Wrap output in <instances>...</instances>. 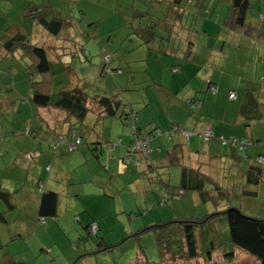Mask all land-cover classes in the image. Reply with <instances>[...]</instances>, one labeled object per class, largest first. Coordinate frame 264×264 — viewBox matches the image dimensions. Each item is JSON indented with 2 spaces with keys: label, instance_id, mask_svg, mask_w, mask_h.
Returning <instances> with one entry per match:
<instances>
[{
  "label": "crops",
  "instance_id": "obj_1",
  "mask_svg": "<svg viewBox=\"0 0 264 264\" xmlns=\"http://www.w3.org/2000/svg\"><path fill=\"white\" fill-rule=\"evenodd\" d=\"M4 1H7L5 2L6 5L10 2L9 9L14 8L13 0ZM29 1L21 0L22 10L19 14L22 19L20 25L11 20L8 12H0L1 30L7 27H15L28 37L27 40L31 44L47 49L53 75L51 89L53 99L60 90L66 88L77 86L84 90L85 84H82V80L77 79L75 84L74 82L66 83V79L62 75L63 71L56 73L58 70L54 71L53 66L58 64L65 55L73 60L78 58V62L85 63L87 61L85 64L95 66L89 55L98 52L103 47V38L99 32L91 31L90 25H94L95 22L92 13L87 14V12L89 9L102 6L105 0H100V2L98 0H82L84 7L76 10L79 15L69 9L56 8L55 6L58 4H54L52 0H41L42 5L48 3L50 13L54 17L66 19L71 17L73 21L80 17L81 19L87 18V15L90 17L86 32H78L75 28L68 29V26H65L57 36H53L35 21L26 17ZM33 1L31 0L30 3ZM108 1L110 5H114L115 12H112L111 15L116 17L118 24L117 26L115 24L108 26L107 33L112 37H114L113 33H117L119 30H123L124 33L118 46L119 51L124 42L137 32L143 36L148 34L153 38L144 41L147 46L153 44V49L150 52L146 51L144 55L147 63H150L146 65V75L150 70V78H148L150 84L143 81L147 85L141 88L142 93L139 94L144 97L134 100V104H141V109L132 110L129 107L131 104L124 101L121 94H116L122 104L118 114L131 113L132 116H135L138 113L141 117V110H143L144 115L141 121L146 124H137L135 121L139 131L142 132L147 129L148 126L146 125L149 124L162 130L179 126L187 132L186 122L191 120L193 129L189 132L190 135L192 134L191 136L198 137L197 141L193 140L192 142L198 145L199 149H189L188 145L191 141L184 136H175L171 140V144L181 140L186 145L185 164L199 168L202 173L210 177L211 171L225 166L221 163L212 162L217 158L226 157L233 160L234 165L231 168L241 167L243 161L247 165L243 167L242 174L244 177L246 176L247 180L249 168L258 164L255 158L264 156L262 149H259V144L264 141V135H262L264 133V14L261 13L264 0H253L254 6H252V0H249L251 13L246 14L244 27H237L233 22L232 0H206L201 10L193 8L191 2L180 3L181 6L177 8L174 0L149 1L144 4L147 6L151 2V6H159V9L162 10L159 18L156 16L147 18L144 13L134 8L126 13L117 9L116 0ZM107 4L109 3L107 2ZM253 9L258 11L256 16L252 13ZM203 16L207 18L205 19ZM145 18L149 21L157 20L159 23L164 20L159 26L163 27L162 24L166 23V27L160 30L156 28L157 26L145 25L143 24ZM131 19L133 20L131 21ZM193 21H196L195 26H193ZM150 23L155 25L151 21ZM112 37L109 38L107 46L114 45ZM83 38L93 40L94 44L90 43L91 45L85 48L82 44ZM60 41L70 42L69 47L62 45ZM94 45L97 49L93 48ZM213 51L223 54V61L220 64L209 57ZM245 51L248 52L243 56ZM112 53L115 55V52ZM252 54L254 57H251ZM27 61L18 52L14 55H4V58L0 59V70L2 71L0 72V96L3 89L6 88L5 93L9 99L6 102L9 101L10 104H7L11 106L10 110L14 111L17 104L20 105V102H25L23 107L26 111L21 121L14 115L8 119H0V188L10 196L9 205L0 201V213L4 217V220L0 221V255L4 248L9 249L14 243L23 240V233H29L32 236L41 227H46V220H58L61 193L66 192L72 204L81 199L84 187L80 189V185L91 183V181L87 182L84 179V174L92 175L91 171H94L95 168L94 164L86 163L90 156L94 161L103 158L104 170L113 173V175H117L122 168L127 167L122 161L135 160L134 156L128 155V146H124L125 143H128V139L124 141L120 135L114 136L112 131L105 127L107 118L120 120L123 125H128L131 122L130 119L112 118L89 111L80 127L76 128V126L72 127L74 123L68 118L66 112L52 108H38L29 104L30 81L22 78L23 75L25 76L24 68L28 64ZM206 65L208 68L219 66L223 72L214 75L210 69L205 68ZM116 68L121 69L120 65ZM4 71L7 75L4 74ZM228 72L242 75L244 78H235ZM33 78L40 80L39 76ZM211 88H216L215 94L209 93ZM229 93H234L236 98L229 100ZM190 101H193L195 106L200 105L197 108L195 106L190 107L188 104ZM232 101L234 102L231 103L230 110L223 108L225 102ZM191 108L198 109L197 116H191L194 114ZM249 120L251 121L249 125L245 124L242 127V124ZM20 123L25 124L24 127L19 128ZM25 128H29L28 134L24 132ZM207 128L210 129L215 139L204 142L201 136ZM219 136L225 139H246L252 142V145L244 151L222 146L216 138ZM61 137L64 141L63 144L60 143ZM77 138L81 139V145L75 151L78 153L68 152L67 144ZM54 144H57L56 150L52 149ZM171 144L166 146L161 143L155 146L169 148ZM88 146L93 147L91 151ZM93 149L94 153L92 152ZM26 153H31L30 159L25 158ZM205 154L210 156L209 164L203 160ZM153 156H151L150 161L144 163L141 171H157L166 165L160 151ZM81 160H84L83 164L90 167L91 171L86 170L84 172L81 170V174H79L77 168L81 167ZM207 167L211 169L208 170ZM133 170L137 169L133 168ZM169 171L170 169L168 170V182ZM132 179V175L129 176V182ZM41 191L44 193L52 192L58 196L56 216L53 218H40L38 215ZM254 193L255 196L248 198H256L257 194ZM72 206L63 212L64 220L68 222L67 225L71 215L80 210V207L75 204L76 207ZM222 210L224 209L222 208ZM179 218H184V216ZM74 220L85 222L84 228L95 224L90 218L84 219L77 216L74 217ZM65 226L66 223L61 221L57 225L59 230ZM97 231H100L99 227ZM233 253L234 256L231 260H227L224 254V260L233 263L235 252ZM5 259L11 264H16L10 251L2 256L0 264L4 263ZM211 259L213 260V257L208 258V260ZM55 261L50 264H54ZM251 261L249 262L252 264L255 262L259 264L255 258Z\"/></svg>",
  "mask_w": 264,
  "mask_h": 264
},
{
  "label": "rangeland",
  "instance_id": "obj_2",
  "mask_svg": "<svg viewBox=\"0 0 264 264\" xmlns=\"http://www.w3.org/2000/svg\"><path fill=\"white\" fill-rule=\"evenodd\" d=\"M13 1L14 8L9 9L10 2L6 5L5 2L7 1L0 0V12H8L11 20L20 25V20L22 19V16L19 14L22 10V6H20L21 0ZM52 1L54 4H58L55 6L56 8L62 7L63 9H69L74 13H76L77 9L84 7L82 0H70V2H68V0ZM98 1L100 2V0ZM149 1L151 0H116V7L126 13L130 12L132 10L131 8H134L135 10L144 13L147 18H154L155 16L156 18H159L158 16L162 10L159 9V6H151V2L145 6L144 4H147ZM30 2L31 0L28 5L42 4L41 0H34L32 3ZM107 2L109 4H107ZM252 6H254L253 0ZM253 10L252 13L256 16L258 11L257 9ZM89 12L92 13L91 15L95 22L94 25H90L91 31L100 33L103 38L102 46L107 49L102 47L98 52H93V54L89 55V58H92L91 60H93L95 66L85 64L87 63L85 60V63L82 61L78 62V58L73 60L65 55L60 59L58 64L53 66V70H58L56 73L63 71L62 75L66 79V83L70 84L71 82H74L75 84L77 79L82 80V84H85L84 90L90 96L99 95L110 97L116 94H121L124 98L123 100L131 104L129 107L132 108V110L135 111L141 109V104H134V100L144 97L139 94L142 93L141 88L147 85L146 83L150 84L148 81V78H150V70L146 75V65L150 63H147L144 55L146 51L150 52V50L153 49V44L147 46V43L144 41L152 40L153 38L148 36V34L143 36V34L137 32L124 42L119 51L118 46L121 43L120 40L124 36L123 30L113 33L114 37L107 33L108 26H111L112 24L117 26L118 24L116 17L111 15L112 12H115L114 5H110V2L105 0L102 6L89 9L87 14ZM261 13L264 14V7L261 10ZM88 18H90L88 15L87 18L81 19L80 17L76 18L74 21L71 18L68 29L75 28L78 32H86L89 24L88 20H90ZM147 18H145L143 24L149 25L150 27L157 26L156 28H159L160 30H163L162 28L166 27V23L162 24L163 27L159 26L164 20L160 23L157 20H150L155 24L152 25ZM203 18L206 19L207 17L203 16ZM132 20L133 19H131V21ZM195 22L196 21H193V26H195ZM156 23H158V25H156ZM110 37H112L114 45L107 46ZM78 38L80 40V37ZM60 43L66 47H69L70 44L68 41H60ZM90 43L94 44V41L91 39L85 40L83 38L82 44H84L85 48L91 45ZM49 47L51 46L49 45ZM93 48L97 49L95 45ZM112 52H115V55H113ZM247 52L248 51H245L243 56ZM103 54H107L108 57L114 58L110 66L116 68L120 65L123 73L105 75L103 73L105 66V60L102 56ZM209 57H212L215 62L219 64L223 61V54L220 52L213 51ZM251 57H254V55L252 54ZM83 59H85V57ZM205 68H208V65H206ZM165 69H167L166 66ZM208 69H210L211 73L213 72L214 75L223 72L222 68L219 66ZM0 72L2 71L0 70ZM5 73L6 72L4 71V74ZM228 73L234 75L235 78H244V76L236 73ZM22 78L30 81V79L24 75ZM143 81H146V83H143ZM6 90L7 89L4 88L0 96V119H8L14 115L21 121L23 114L26 112L23 107L25 105L17 104L14 111L10 110L11 106H8L7 104L9 101L6 102L9 100L5 93ZM233 102L234 101L225 102L223 108L230 110L231 103ZM199 105L197 104L195 108ZM191 109L192 113H194L191 116H197L198 109ZM141 114L142 116L144 115L143 110H141ZM135 116H132L131 122H129L128 125H123L122 122L117 119H106L105 127L109 128L114 136L120 135V138L124 141L128 139V143L124 144V146H128V150L132 143L135 142V139L130 134V126L133 125L132 122L137 121V124H146L141 121L142 116L140 117L138 113H136ZM110 121H112L111 126ZM250 122L251 121L249 120L242 124V127L245 124L249 125ZM186 124L188 139L191 141L188 148L199 149L198 145H195L192 142L193 140L197 141L198 137H193L191 136L192 134L189 135V130L193 129V122L187 120ZM24 125L25 124L20 123L19 128L24 127ZM146 126L148 127L145 131H140L142 137L150 132V129L154 128L152 124ZM168 130L169 129L165 130L166 132L160 136L153 137L150 146H148V149L151 150L150 155L155 156L159 153V148L155 145L158 146L163 143L164 145L169 146L171 144V139H168V135H170ZM241 134L243 135V133ZM262 135H264V133H262ZM201 139L206 142L202 136ZM259 145V149H262V152L264 153V141ZM88 148L91 151L93 147L88 146ZM89 150L87 151L88 153ZM128 150V155L130 157L134 156L135 160L122 161L127 167L122 168L117 175H113V173L104 170L105 162L103 161V158L99 159V161H94L92 156H90L87 161L84 159L86 163H92L95 165L94 171H91L90 167L83 164L84 160H81V167L77 168L79 174H81V170L84 172L90 170L92 172V175L84 174V179L87 182L91 181V183L83 184L82 186L80 185V189L84 187L81 199L77 202L74 201L72 204L67 197L66 192L61 193L59 201L60 214L58 220H46V227H41L38 232L32 236H30L29 233H23L24 239L20 242L14 243L9 249L4 248V251L0 255V259L5 253L10 251L13 254L16 264H50L55 260L56 264H145V261L149 264H160L159 248L157 245V237L159 238L160 234L148 230L143 231L138 236H134L137 232L146 227L157 224V222H169L171 219L175 220L181 216H184V218L202 219L208 214L217 213L219 210L216 209L222 210V208H235L244 216L264 219V174L263 179L258 186H248L246 176L244 177L242 174L243 167L246 166L247 163L242 161L241 167L231 168V166L234 165V162L229 158L222 157L213 160L212 162L221 163L225 166L218 170L215 169L214 171H211L210 178L223 185V188L228 191V198L219 201L218 205H214L212 202L202 204L199 197L193 192L186 193V195L182 197L172 196L166 200V193L157 178V172H161L162 170L141 171L144 163L150 161L145 158H142L143 162L141 161L138 167H134L135 163L138 162L137 155L129 153ZM75 153H78V151ZM203 160L209 164L210 156L205 154ZM255 160L257 161L258 158H255ZM140 164H142V166H140ZM133 168L137 170H133ZM207 169L209 170L211 168L207 167ZM131 175L133 179L129 182V176ZM179 177L180 168H170L169 184L172 187H177L179 185ZM246 190L256 192L257 197L248 198L242 196V193ZM74 204L80 207V210H77V212L71 215L68 226V222L64 220L63 212L68 210L72 205V207H76ZM77 216L79 218L92 219L95 222V225L97 224L96 226L97 228L99 227L100 231L88 236L83 229L86 223L74 220V217ZM60 221L66 223V226L61 227L59 230L57 225ZM161 236H163V242H166V239H168L167 236ZM195 238L197 242V252L199 254L198 257L194 260L179 262V264H252L253 262L251 259L255 258L243 250L234 248L231 244L227 219L223 215H217L211 218V220L204 226L197 228L195 230ZM105 247H108V249L105 250ZM232 251L235 252L233 263L225 261L223 257L224 254H229ZM209 252H211V258L213 257V260H208ZM7 261L8 260L5 259L2 264H11V262ZM163 264H171V262L165 261ZM254 264L257 263L255 262Z\"/></svg>",
  "mask_w": 264,
  "mask_h": 264
},
{
  "label": "trees",
  "instance_id": "obj_3",
  "mask_svg": "<svg viewBox=\"0 0 264 264\" xmlns=\"http://www.w3.org/2000/svg\"><path fill=\"white\" fill-rule=\"evenodd\" d=\"M151 1L158 2L159 0ZM173 2L176 4L175 6H177V8L178 6H181L180 3L184 2L185 4L191 2L193 8L196 10H201L206 0H174ZM49 7L50 6H48V3L47 5L30 4L27 7L29 10L27 11L26 17L35 21L53 36H57L60 31L65 28V26H69V19H71V17L68 19L54 17V15L50 13ZM250 10L251 8L249 5V0H232L233 22L235 26L244 27L246 14ZM77 14L79 15V12ZM27 38V36L22 34L15 27H7L0 31V59L4 58V55H14V53L18 52L21 54L22 58L25 57L28 60V64L25 65L24 69L25 76L30 79L29 104L38 108H52L54 110L66 112L68 118H70L72 123H74L72 127L76 126V128L80 127L89 111L96 112L98 115H105L112 118L118 117L119 119L123 120L130 119L131 121V113L118 114V110L121 108L122 104L116 95L110 97L97 95L89 96L87 92L76 86L60 90L53 99L51 97L53 75L50 69L47 49L35 44H31ZM112 61V57H109V61H105V66L103 69V73L105 75H113L115 73L119 74L118 71H122V69L119 68H112L110 66ZM107 70L110 71V74L106 73ZM35 76H39L40 80H37L36 78L34 79L33 77ZM23 103L25 102H20V105H23ZM188 104L190 107L195 106L193 101H190ZM134 124L137 127L135 122ZM137 129L139 130L138 127ZM150 131L152 135H154L155 132H158L160 135L166 132L165 130L159 129L158 127H154ZM24 132L28 134L29 128H25ZM168 132H174V136H170V138H168L171 140H173L175 136H184L183 134L187 133L182 127L179 126L171 127ZM154 137H157L156 134ZM186 150V145L181 140H178L176 143L173 142L169 148H159L162 157L165 159L166 165L160 168L162 170L161 172H157V178L162 184L166 193V200L172 196L182 197L185 196L186 193L190 192L195 193L199 197L202 204L212 202L214 205H218L219 201L226 200L228 198V191L223 188V185L202 173L199 168H193L185 164ZM92 152L94 153V149ZM27 155H30L31 158V153H26L25 158H27ZM136 155L138 163H141L144 156L139 151ZM151 156L152 155H149L145 159L150 160ZM171 167L180 168L179 185L177 187H172L168 182V170ZM263 174L264 165L256 164L255 166H251L249 168L247 184L254 186L259 184L263 179ZM179 192H181V194H178ZM40 193L41 200L38 208L39 217H55L58 203L57 194L52 192L44 193L43 191ZM242 196L253 197L255 196V193L245 191L243 192ZM9 197L10 196L3 192L0 188V201H3L9 205ZM216 210L219 211L210 215L208 214L202 219L178 218L169 222H157V224L146 227L143 230L137 232L134 236H138L143 231L148 230L159 233L160 237H157V245L159 248L160 264H163L165 261L171 262V264H178V262L194 260L198 257L199 254L197 252L195 230L207 224L211 218L217 215H223L227 219L230 242L234 248L243 250L249 255L255 257L260 262V264H264V219L244 216L238 209L235 208ZM3 220L4 217L0 213V221ZM89 227L90 225L87 226V228H84L88 236L91 235L89 233ZM161 235L167 236L168 239L164 238L167 240L166 242L164 241L166 245L163 242V236ZM106 249H108V247H105V250ZM233 256V251L225 255V257L229 260H231ZM210 257L211 252L208 253V258ZM144 263L149 264L147 261Z\"/></svg>",
  "mask_w": 264,
  "mask_h": 264
},
{
  "label": "built area",
  "instance_id": "obj_4",
  "mask_svg": "<svg viewBox=\"0 0 264 264\" xmlns=\"http://www.w3.org/2000/svg\"><path fill=\"white\" fill-rule=\"evenodd\" d=\"M103 58L105 61H109V57L106 54H103ZM106 73L110 74V71L107 70ZM118 73L121 74L122 71H118ZM209 91L211 94H215L216 88H211ZM228 98H229V100H234L236 98V95L234 93H229ZM132 123H133V125L130 126V134L135 139V142H133L132 145L129 147L128 152L133 153V154H137V152L139 151L144 156V158H146L151 153V150L148 149V146H150V144H151L150 143L151 140L153 139L155 134H156V136H159L160 134L158 132H155V134L152 135L151 131H150L142 137L140 134V131L135 126L134 121ZM150 130H152V129H150ZM183 135L186 138H188L187 133H184ZM170 136L173 137L174 132L170 133V135H168V138H170ZM202 137L204 138V140L206 142H209L211 139H215L214 135L212 134V132L208 128L203 132ZM216 138L221 143L222 146H229V147H233L236 149H240L242 151H244L248 146L252 145V142H250L246 139H238V138L225 139L221 136L216 137ZM60 143H62V144L64 143L62 137L60 138ZM80 144H81V139L77 138V139L73 140L71 143L67 144L68 152L75 151ZM52 148L56 149L57 144H54L52 146ZM27 158L29 159L30 155H27ZM257 163L260 165H264V156L258 157ZM138 165H139V163L136 162L135 166H138ZM178 194H181V192H179ZM97 230H98V228L95 224L90 225V227H89V233L90 234L96 233Z\"/></svg>",
  "mask_w": 264,
  "mask_h": 264
}]
</instances>
